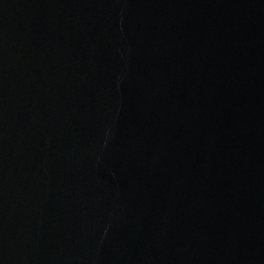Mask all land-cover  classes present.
I'll list each match as a JSON object with an SVG mask.
<instances>
[{
	"label": "water",
	"instance_id": "water-1",
	"mask_svg": "<svg viewBox=\"0 0 264 264\" xmlns=\"http://www.w3.org/2000/svg\"><path fill=\"white\" fill-rule=\"evenodd\" d=\"M0 264H264V0H0Z\"/></svg>",
	"mask_w": 264,
	"mask_h": 264
}]
</instances>
